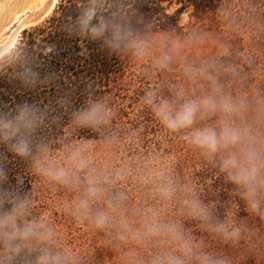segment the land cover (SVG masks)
I'll use <instances>...</instances> for the list:
<instances>
[{
    "label": "clouds",
    "instance_id": "obj_1",
    "mask_svg": "<svg viewBox=\"0 0 264 264\" xmlns=\"http://www.w3.org/2000/svg\"><path fill=\"white\" fill-rule=\"evenodd\" d=\"M62 30L70 37L98 42L110 55L136 60L152 57L151 33L146 26L138 28L129 22L122 0H82L77 14L64 22ZM186 39L198 43L203 37L193 33ZM181 45L182 41L169 38L166 50L152 59L153 69L167 71ZM35 59L23 41L0 38V72L26 89L48 85L53 79L40 78ZM182 73L193 89L204 88L205 94L190 98L183 85H172L168 95L156 89L145 91L141 104L163 129L179 134L217 169L249 216L264 220V102L254 103L246 93L234 94L229 88V80L245 77L240 62L231 55L198 65L186 62ZM56 103L60 109L69 107L66 97ZM50 113V108L28 103L0 109V146L13 160L26 162L50 187L78 192L70 209L72 218L77 224L106 234L113 250L119 252L130 244L154 246L149 256L139 250L133 256H122L124 264H235L231 256L198 249L184 221H161L155 212L147 215L138 210L133 213L139 218L138 224L133 223L132 217L122 211L128 194L117 187L132 175L128 165L113 167L105 163L97 167L82 145L67 148L64 162L59 163L51 156L50 143L37 139L39 131L51 124ZM114 115L105 99L88 94L83 106L71 112L68 125L74 130L102 134L106 145L117 146L124 137L119 131H109ZM210 117L219 119L197 126L198 120ZM93 142L85 139L84 144ZM6 160L0 154V264H82L74 252L57 247L56 231L50 223L31 217L30 193L2 187L7 183ZM135 179L141 185H150L155 198L176 202L183 215L224 244L236 246L245 240L249 231L245 219L221 218L217 207L206 203L191 185L171 172L148 168L137 173ZM99 200L104 201L103 207L98 206Z\"/></svg>",
    "mask_w": 264,
    "mask_h": 264
},
{
    "label": "rangeland",
    "instance_id": "obj_2",
    "mask_svg": "<svg viewBox=\"0 0 264 264\" xmlns=\"http://www.w3.org/2000/svg\"><path fill=\"white\" fill-rule=\"evenodd\" d=\"M40 1L0 0V38L6 37V31L16 17L27 11H35L40 6ZM67 1L56 0L49 16L40 23L23 29L18 34L17 42L31 34L40 45L42 39H49L47 34H40V30L47 28L53 18L69 17L63 16L59 9L61 4L68 6ZM177 9H180L177 17L161 16L171 15ZM158 11V17H141L131 9L126 17L135 27L146 26L151 33V58L136 60L128 56L113 55V67L106 68L114 71L109 78L95 79L91 70L87 73L88 78L79 82L75 76L81 70L75 66L70 73H62L65 86H70L69 81L81 85L80 90H73L78 95L70 98L75 99L72 108H81L88 94L105 99L115 113L109 131H119L124 137L123 141L117 146H108L103 142L102 134L74 130L68 125L72 110L61 117L53 112L58 108L57 100L66 97L65 95L44 101L46 108H50L53 113V120L52 124L39 131L37 138L46 139L50 143L51 156L57 158L59 163L64 162L67 148L82 145L89 160L97 167L105 163L113 167L128 165L132 175L117 187L128 194L122 211L132 217L133 223L138 224L139 218L133 216L138 210L147 215L155 212L161 221H184L198 249L231 256L235 264H264V220L249 216L232 186L224 181L217 169L179 134H170L163 129L151 111L140 102L145 91L156 89L162 95H168L172 85H183L190 98L204 95L206 89H193L183 76L184 64L191 62L198 65L226 54L237 59L245 73L241 80H229V88L234 94L246 93L254 103L264 102V0H227L212 11H197L191 5L164 2ZM172 18L175 26H158L161 25L158 21L168 25L172 23ZM54 25L51 34L64 39L65 32L59 31L61 23ZM193 33L201 35L203 39L198 43L189 42L186 38ZM169 38L182 41L179 55L167 71L156 72L152 67V59L166 50ZM84 44L79 42L77 47L81 48ZM241 53L242 55H238ZM56 115L58 116L55 117ZM217 119L219 117L198 120L197 126L214 124ZM85 139L94 142L85 145ZM148 168L171 172L191 185L201 199L217 207V214L221 218L224 215L233 220L245 219L249 226L245 240L236 246L226 245L183 215L176 202L155 198L150 185H141L135 179L137 173ZM26 178L33 200L31 217L50 223L56 231L57 247L74 252L81 258L82 264H124L121 259L124 255L133 256L139 250L141 255L149 256L154 250L153 245L138 247L134 244L124 246L119 252L113 250L106 234L84 224H77L72 218L70 209L78 192L63 186L50 187L30 167ZM97 204L103 207L104 201L99 200Z\"/></svg>",
    "mask_w": 264,
    "mask_h": 264
},
{
    "label": "trees",
    "instance_id": "obj_3",
    "mask_svg": "<svg viewBox=\"0 0 264 264\" xmlns=\"http://www.w3.org/2000/svg\"><path fill=\"white\" fill-rule=\"evenodd\" d=\"M224 1L227 0H122V4L123 12L126 17H128L127 13L130 12L131 9L141 17H158V9L161 8L164 2L168 4L175 3L176 5L182 6L191 5L197 11H212ZM67 3H69L68 6L61 4L59 9L62 11L63 16L69 17L53 18L51 23L48 22L49 26L47 28L40 30V34H47L49 39H42L41 45L36 43L37 38L32 34L28 38L22 39L29 54L34 55L36 58L34 67L39 73L40 78L43 80L52 77V82L34 89H26L18 81L12 79L10 75L0 72V109H11L23 103L36 105L43 109L46 108L44 104L45 100L65 95L68 97L67 100L69 101L68 109L57 108L53 111L54 114H60L59 116L61 117L66 115L68 111L75 110L72 108V105H74L73 100L75 99L70 98L78 95L77 91L73 90L76 88L80 90L81 86L76 83L72 84L70 81V86H65L63 81L65 77L62 75L63 71L70 73V71L74 70L73 66L81 70L75 76L79 82L86 80L88 78L87 73L91 70L95 79L109 78L114 73L113 70L106 69L108 67H113L112 64L114 65V60H111V56L113 55L103 50L98 42L88 41L82 37H70L66 32L64 39L51 34L55 26L54 23H61L59 31H63L62 25L68 18L75 17L77 10L81 7L82 0H68ZM179 12L180 9H177L171 15L161 16L177 17ZM158 22L161 24L158 25L160 28H171L175 26L173 18L172 23L168 24L166 22L168 25H163L164 23L160 21ZM82 39L83 41H81ZM79 42L85 43L84 46L81 48L77 47ZM69 66L72 67L69 68ZM52 114L51 112L50 116ZM57 116L58 115L55 117ZM51 117L53 118V116ZM0 154H4L7 159L4 164V169L7 174V183L2 187L4 189L18 188L21 194L29 193V182L26 178L29 165L26 162L13 160L11 155L7 154L6 149L2 146H0ZM20 180L21 183L19 182Z\"/></svg>",
    "mask_w": 264,
    "mask_h": 264
},
{
    "label": "bare ground",
    "instance_id": "obj_4",
    "mask_svg": "<svg viewBox=\"0 0 264 264\" xmlns=\"http://www.w3.org/2000/svg\"><path fill=\"white\" fill-rule=\"evenodd\" d=\"M56 0H41L40 6L35 11H27L23 15L16 17L15 22L6 31L5 39H12L17 42L18 34L26 27L36 24L35 18L45 19L53 11Z\"/></svg>",
    "mask_w": 264,
    "mask_h": 264
},
{
    "label": "water",
    "instance_id": "obj_5",
    "mask_svg": "<svg viewBox=\"0 0 264 264\" xmlns=\"http://www.w3.org/2000/svg\"><path fill=\"white\" fill-rule=\"evenodd\" d=\"M42 20H43V19H41V17H40V18H38V17L35 18V22H36V24L40 23ZM36 24H35V25H36Z\"/></svg>",
    "mask_w": 264,
    "mask_h": 264
}]
</instances>
